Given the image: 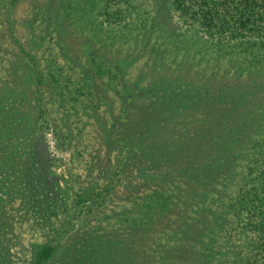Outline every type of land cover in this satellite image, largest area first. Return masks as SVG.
Wrapping results in <instances>:
<instances>
[{"label": "rangeland", "instance_id": "obj_1", "mask_svg": "<svg viewBox=\"0 0 264 264\" xmlns=\"http://www.w3.org/2000/svg\"><path fill=\"white\" fill-rule=\"evenodd\" d=\"M123 9L138 31L107 36ZM182 24L172 0H0V264L40 246L42 264H264L245 220L264 212V146L248 163L240 134L264 118V49L225 63L214 38H169ZM164 96L172 114L132 117ZM36 176L52 207L30 227Z\"/></svg>", "mask_w": 264, "mask_h": 264}, {"label": "trees", "instance_id": "obj_2", "mask_svg": "<svg viewBox=\"0 0 264 264\" xmlns=\"http://www.w3.org/2000/svg\"><path fill=\"white\" fill-rule=\"evenodd\" d=\"M228 2L231 3L225 4ZM172 3L174 9L178 12L179 18L183 22L182 25H185V31H183V35L185 36L188 34L189 36V40L183 39V37H178V35H172L169 37H172V39L179 45L187 44V46H193L197 40H200L196 37L197 33H200L199 36L201 38H214L213 40L214 44L217 45V51L227 49L225 54L227 57L224 58V62L232 64L234 63L235 59L238 58L237 56L240 52L239 50L235 49L237 46H256L258 50L264 49V44H261L262 36H264V0H199V5L193 3L191 0H172ZM225 5L232 7V14L228 15L226 13V9L223 8ZM121 11L124 13L123 18L127 17L128 11L124 9L110 13L107 17L106 22L108 25L106 24V26L110 27H105L107 30V36L110 35V37H113L115 34H123L126 28H130V32H132L133 30H137L142 23L138 18L137 13L139 12L133 14V17H135L134 19L136 20L132 24L128 23L126 18L125 23L124 21H118L117 24L116 22L114 23L111 19V15L118 16ZM142 14L143 12H140L139 15L142 16ZM230 22L232 23V26H229ZM225 29H229L227 36L223 35L222 33ZM129 36H131L130 33L125 35L123 39H126ZM234 55L236 56L234 57ZM95 72L103 76L107 73L104 70L102 71L99 66L95 69ZM167 98L168 99H166L164 96V99L159 102V108L157 107V102L155 101H150V104L147 102L138 103L132 107V117L135 118L136 116H139L142 119H149L151 117H155L157 114H172L175 111L172 98ZM257 120L259 122L258 127L257 122L255 121L251 127L249 126L246 128V134L244 130L240 133L245 135V138L243 136L244 143H251L250 147L248 148L247 146L243 152L244 158L246 156L248 157V163H253L254 160L257 159V153L260 152L259 150H262V146H264V118L260 117ZM260 158H264V155ZM34 164H37V162ZM234 172H236V170ZM30 179H27L26 181ZM31 182L32 183H29L28 181V183H26L25 187L27 193L24 195V207L22 209L25 215L24 221L30 220V227H33V225L38 223V221L43 220V222H47V214L50 209V204L47 203L48 200L42 185L43 183L40 181L38 176L33 177ZM5 193L8 194V191L6 190ZM151 195L153 198L150 200L148 207L152 206V211L154 213H158L162 209L163 204L157 202L154 197L157 196V198H159L160 195L156 192H151ZM44 201H46L48 204L45 207L42 206ZM259 205H263L264 211V199L262 197L260 204L257 206ZM255 210L256 208L253 207V213H255ZM141 218L146 219L147 215L144 214ZM245 220L247 224L252 227L263 225L264 212L255 213L253 216H246ZM50 250L51 249L48 246H40L39 250H36V252L33 254V264L44 263L45 260L50 258ZM195 261L197 264H204V261L201 259L197 261L196 258ZM229 263L233 264L231 262Z\"/></svg>", "mask_w": 264, "mask_h": 264}]
</instances>
